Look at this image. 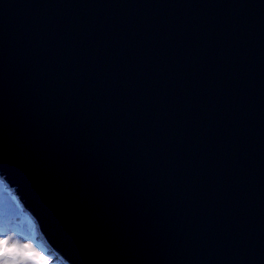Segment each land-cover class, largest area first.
Wrapping results in <instances>:
<instances>
[{"label":"water","instance_id":"1","mask_svg":"<svg viewBox=\"0 0 264 264\" xmlns=\"http://www.w3.org/2000/svg\"><path fill=\"white\" fill-rule=\"evenodd\" d=\"M0 178L67 264H264V0H0Z\"/></svg>","mask_w":264,"mask_h":264},{"label":"rangeland","instance_id":"2","mask_svg":"<svg viewBox=\"0 0 264 264\" xmlns=\"http://www.w3.org/2000/svg\"><path fill=\"white\" fill-rule=\"evenodd\" d=\"M4 187L7 190L3 193H12V201L16 199L20 208L24 210L12 189L7 187L6 183L0 178V189ZM6 203H10V198L6 199L0 192V210L7 209ZM11 216L4 215L0 211V225L7 220H10L13 224L6 231H0V264H5V261L8 264H67L55 251L47 249L41 237L35 233L33 234L32 223L30 225L27 224L25 218L18 214H12ZM29 226L30 230H28ZM0 230H4V228H0Z\"/></svg>","mask_w":264,"mask_h":264},{"label":"trees","instance_id":"3","mask_svg":"<svg viewBox=\"0 0 264 264\" xmlns=\"http://www.w3.org/2000/svg\"><path fill=\"white\" fill-rule=\"evenodd\" d=\"M6 190L7 189L4 187V188L0 189V192H2V194L5 196L6 199L10 198V203H6V205H7V209L6 210H0V211L3 212L4 215L10 216V217H12L11 216L12 214H18L21 217H24L25 221L27 222V224L30 225L32 223V225H33L32 226L33 234L35 233V234H37V236L42 238V236L40 235V233H39L34 221L27 215V213L24 210H22L20 208V206L18 205L16 199L12 201V199H11V196H12L11 194L12 193H9V194L8 193H6V194L3 193ZM10 207H11V210H10ZM9 212H10V214H9ZM8 223H10V224H8ZM12 226H13V224H12V222L10 220L4 221V223L0 225V228L1 229L4 228V230H0V231H2V232L6 231V229H8V227H12ZM30 229L31 228L29 226L28 230H30ZM41 240L43 241V244L46 245L44 240H43V238ZM47 249H48V247H47Z\"/></svg>","mask_w":264,"mask_h":264},{"label":"snow or ice","instance_id":"4","mask_svg":"<svg viewBox=\"0 0 264 264\" xmlns=\"http://www.w3.org/2000/svg\"><path fill=\"white\" fill-rule=\"evenodd\" d=\"M5 264H8V262H7V261H5Z\"/></svg>","mask_w":264,"mask_h":264},{"label":"clouds","instance_id":"5","mask_svg":"<svg viewBox=\"0 0 264 264\" xmlns=\"http://www.w3.org/2000/svg\"><path fill=\"white\" fill-rule=\"evenodd\" d=\"M49 249V248H48Z\"/></svg>","mask_w":264,"mask_h":264}]
</instances>
